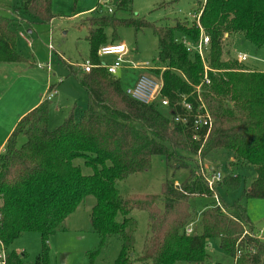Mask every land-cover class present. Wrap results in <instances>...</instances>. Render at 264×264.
Wrapping results in <instances>:
<instances>
[{
    "label": "trees",
    "instance_id": "trees-1",
    "mask_svg": "<svg viewBox=\"0 0 264 264\" xmlns=\"http://www.w3.org/2000/svg\"><path fill=\"white\" fill-rule=\"evenodd\" d=\"M131 5L132 0H117L114 12L108 13L99 4L82 18L81 23L88 27L91 61L100 63L98 49L109 39L110 43L121 42L116 32L109 38V27L128 24L136 30L152 28L159 50L151 70L158 75L161 71L162 95L171 103L164 107L169 115H164L157 103L146 104L128 95L121 78L104 67L73 72L88 93L87 106L79 113L72 108L57 127L50 128L52 99L45 96L20 118L0 152V243L6 248L23 233L38 232L42 251L35 264H51L49 238L87 196L93 195L96 204L91 223L101 237V246L112 235L122 239L114 264L204 262L209 258L210 238H219L236 264H264V239L258 237L241 200L231 206L224 203V210L207 207L201 212V230L186 234L194 217L191 198L215 192L196 169H190L181 183L164 181L161 194L124 196L117 187L118 180L148 169L153 155L165 157L168 165L182 167L187 162L179 150L205 157L224 149L238 160L228 165V175L221 181L235 187L242 177L234 172L252 166L256 175L250 182L244 177L243 194L264 198V71L248 72L236 57L222 58L227 33H241L255 46L264 47V0H206L197 9L202 10L200 23L211 38L209 66L219 72H210L211 84L203 93L213 115V128L207 137L206 130L199 131L198 139H194L190 125L174 120V103L180 94H191L203 78L201 57L182 40L197 42L200 27L196 21L156 25L144 18L116 17L117 10L131 11ZM22 7L37 21L49 22L55 16L51 0H22ZM11 22L10 17L0 14V62L26 61L17 51V33ZM78 157L84 158L91 173H83L73 163ZM134 209L148 212L149 226L137 257L133 254L137 229L131 215ZM98 252L92 254L93 259ZM25 259L26 252L13 250L7 253L5 264H26Z\"/></svg>",
    "mask_w": 264,
    "mask_h": 264
},
{
    "label": "rangeland",
    "instance_id": "rangeland-1",
    "mask_svg": "<svg viewBox=\"0 0 264 264\" xmlns=\"http://www.w3.org/2000/svg\"><path fill=\"white\" fill-rule=\"evenodd\" d=\"M116 3L117 0H51L55 16L48 22L37 21L30 16L22 7V0H0V14L11 18L12 26L17 32V48L28 59V61L15 63L0 62L7 67L0 75V119H2L3 109L10 107L22 97H25L26 100H33L39 96L45 97L49 91L45 86L49 77L52 81H60L55 84L56 88L63 82V93L60 92L58 95L62 100L56 96L49 104V127H57L71 110L69 106L73 99L67 103L66 97L70 96L65 93L68 91L67 87L73 86L72 81H74V87L76 84L78 85L76 77L69 73L68 64H73L76 67L87 60L91 61L90 43L86 39L88 27L80 24L83 20L82 17L91 14L93 10L100 7L99 4L102 5L101 9L108 11L109 8H114ZM205 3L206 0H132L131 11L120 9L116 11L115 15L119 18H144L156 25H174L178 20L192 23L194 17L189 13H197L198 7L204 6ZM75 14H83V16L72 18ZM114 32H116L115 36H118V39L125 43L130 51L129 59L135 63L148 62L149 65H154L159 50V40L152 28L136 30L131 25L119 24L115 29L112 27L107 29L109 38ZM109 41L110 39L108 43H110ZM187 41L190 42L189 47L194 49L192 41L189 39ZM222 45L223 59L230 60L239 53H245L248 58L241 65L248 72L264 71V47L255 46L243 34L227 33ZM113 59L115 56L112 55L102 60L111 63ZM126 65L128 64H124V66ZM122 72V70L119 71L118 77L121 76L123 86L135 82L137 71L132 75H125ZM144 72L162 80L161 71L159 75L152 70L144 69ZM218 73L216 70L214 75ZM76 89L82 93L81 96L75 97L78 104L76 112L79 113L87 106L88 95L82 86L78 85ZM81 108L83 109L80 110ZM159 109L164 115H169L168 109L164 107ZM6 132L5 127H0V144ZM179 151L183 156L181 159H185L187 166L168 165L165 157L153 155L148 169L118 180L117 187L121 194L124 196L161 194L164 181L183 182L189 175V170L196 169L198 158L202 160L205 167L220 169L223 172V177L228 175V165L232 161L238 160L232 152L224 149L213 151L205 157L184 150ZM73 163L79 165L85 174L92 172L82 157L74 159ZM234 173L240 174L242 177L237 186L230 187L222 180L217 184V189L215 187L213 196L191 198L190 203L194 211L192 223L200 229L201 211L205 206L215 207L217 197L222 205L225 203L228 206L241 200L246 206L247 215L258 234L264 235V198H251L243 194L244 177H248V182H250L255 177L256 171L252 166L245 165ZM95 204L96 197L87 196L49 238L51 264H114L121 250L122 239L120 235H112L101 246V237L91 223V212ZM234 214L238 216L236 212ZM131 215L137 221L133 250L134 256L137 257L141 254L149 233L148 212L134 209ZM5 249L7 253L13 250L24 251L26 252V264H35L37 255L42 251L41 234L35 231L25 232ZM97 250H99L98 255L93 259L92 254ZM207 252L210 256L204 262L176 261L174 264H236V258L223 250L219 238L208 240Z\"/></svg>",
    "mask_w": 264,
    "mask_h": 264
},
{
    "label": "built area",
    "instance_id": "built-area-1",
    "mask_svg": "<svg viewBox=\"0 0 264 264\" xmlns=\"http://www.w3.org/2000/svg\"><path fill=\"white\" fill-rule=\"evenodd\" d=\"M103 5V2H101ZM115 7H111L108 9V13H113ZM202 10L189 15H193L194 21H196L197 25L200 27V37L197 42H193L194 49L189 47L190 42L187 41V38H182L183 42L187 45L190 51L199 54L204 64V75L201 82L194 86L191 94H180L179 98L175 103V113L174 120L181 124L190 125L194 132V139L199 138V131L206 130L207 135L213 128V115L209 109L208 104L203 98L204 89L207 85L211 84L210 72H216L215 69H212L208 64V55L210 53V45L211 38L203 29L200 23V15ZM227 36V34H225ZM225 37V36H224ZM209 52V53H208ZM129 50L125 43L117 42V43H107L101 45L98 49V56L100 58L99 64H93L91 61L87 60L82 64V70L87 72L90 71L94 66L104 67L108 73L112 75H117L121 69H153L154 65H149L146 63H135L128 56ZM206 53V54H204ZM115 56L113 62L107 63L102 60L103 57L107 56ZM248 56L245 53H239L236 56V59L239 62H244L247 60ZM124 64H128L124 66ZM162 87L163 81L155 78L148 73H142L138 76L136 82L132 85L125 86V92L133 97L134 99L150 104L157 103L161 107H170L171 103L168 97L162 95ZM57 94V90L55 88H50L46 94L47 99H53ZM200 155V153H199ZM196 173L200 176L205 184L212 190L215 189V186L223 179V172L220 169H212L207 168L203 165L202 160L198 158L196 162ZM216 195V194H215ZM219 197L216 198V205L220 206L224 209L223 205L218 200ZM186 234H192L195 232L194 224L191 222L187 226L185 230ZM261 233L258 234V237L264 239V235ZM2 249L0 250V264L6 263L7 252L5 246L1 243Z\"/></svg>",
    "mask_w": 264,
    "mask_h": 264
},
{
    "label": "crops",
    "instance_id": "crops-1",
    "mask_svg": "<svg viewBox=\"0 0 264 264\" xmlns=\"http://www.w3.org/2000/svg\"><path fill=\"white\" fill-rule=\"evenodd\" d=\"M85 15V14H84ZM87 15V14H86ZM80 16H83V14H75L74 16H72V18H78V17H80ZM83 18V17H82ZM80 22V21H79ZM80 24H82L81 22H80ZM82 25H85V24H82ZM13 27V26H12ZM14 28V27H13ZM16 31V30H15ZM88 31V30H87ZM17 33V32H16ZM87 35V34H86ZM16 48H17V45H16ZM17 51L20 53V54H22L21 53V51L17 48ZM130 52V51H129ZM23 55V54H22ZM24 56V55H23ZM53 56V55H52ZM25 57V56H24ZM127 57H129V53H128V56ZM26 58V61H28V59H27V57H25ZM103 58H107V57H103ZM102 58V59H103ZM22 62H24V61H22ZM105 62H108L107 60H105ZM5 63H15V62H5ZM83 64V63H82ZM82 64H78V66H76V67H74V65L73 64H68V66H71L72 68H69V73L70 74H72V75H74V73L73 72H77V73H80V72H83V70H82ZM7 69V67H6V65H3V64H0V75L5 71ZM123 72H122V74H125V75H132L134 72H136L137 71V75H136V79H135V82H136V80L138 79V76L140 75V74H142V73H145L144 72V69H142V68H140V69H127V68H125V69H121ZM120 70V71H121ZM136 70V71H135ZM146 70H149V69H146ZM118 74H119V72H118ZM118 74L116 75V76H118ZM55 75V74H54ZM56 76V75H55ZM75 77H76V82L78 83V85H80V83H79V81H78V79H77V76L76 75H74ZM120 78H121V76H120ZM60 81H52L51 79H49V77H48V81H47V84L45 85L46 86V88L47 89H49L51 86L53 87V88H55L56 90H57V94H56V96H58L59 95V93L61 92V93H63V88H62V84H63V82L58 86V88H56L55 87V84L56 83H59ZM65 82H67V81H65ZM73 83H72V85L73 86H71V87H67V92H65L66 94H69L70 96H67L66 98H67V103H68V101L69 100H71V99H73L72 101L73 102H71L70 103V105L71 106H69V107H71L70 109H72V108H77V106H78V104H77V100L75 99V97L77 96V95H79V96H81L82 95V93H80V91H79V89L77 90L76 89V86H78L77 84L75 85V87H74V81H72ZM134 82V83H135ZM133 83V84H134ZM130 85H132V84H130ZM81 86V85H80ZM125 86H127V85H125ZM85 90V89H84ZM86 94L88 95V93H87V91H86ZM55 96V97H56ZM59 98L61 97V96H58ZM45 97L44 96H39V97H35L33 100H26V98L25 97H22V98H20L19 99V101H16L15 103H13L10 107H7L6 109H3V111H2V119H0V127H5V130L7 131L6 132V134H5V136H4V138L2 139V143L0 144V152L1 151H3L4 149H5V145H6V142H7V138H8V136L11 134V132L14 130V128H15V126H16V124L18 123V121L20 120V118L21 117H23L25 114H27L30 110H32L34 107H36L37 105H39L42 101H43V99H44ZM65 98V97H64ZM60 100H62L61 98H60ZM88 101H89V96H88ZM66 103V104H67ZM73 103V104H72ZM86 107V106H85ZM83 108H81L80 110H82ZM207 207H211V205H209V206H205L204 207V209H206ZM203 209V210H204ZM202 210V211H203ZM201 211V212H202ZM193 216H194V211H193ZM67 219V218H66ZM194 228H195V231L196 232H198V231H200L201 230V226H200V229L195 225L194 226ZM210 256V255H209Z\"/></svg>",
    "mask_w": 264,
    "mask_h": 264
}]
</instances>
